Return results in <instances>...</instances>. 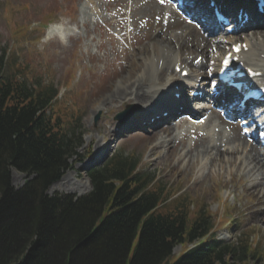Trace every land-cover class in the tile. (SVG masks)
I'll return each instance as SVG.
<instances>
[{"label": "rangeland", "instance_id": "rangeland-1", "mask_svg": "<svg viewBox=\"0 0 264 264\" xmlns=\"http://www.w3.org/2000/svg\"><path fill=\"white\" fill-rule=\"evenodd\" d=\"M87 1L94 3L95 7L87 6ZM174 4L175 0H0V59L4 64V71L16 74L18 66L21 67L20 63L26 61L25 70L19 72H22L29 85L52 84L57 89V98L66 101L69 107H75L79 112L78 129L74 131L75 134H81L79 146L76 147L78 155L71 159L72 168L54 182L47 193L78 196L89 192L91 185L88 170L101 164L104 157L122 146L126 152L141 159L140 169L144 174L156 176L161 184L170 185L171 189L179 190V193L183 192L191 199L196 198V205H206L215 215L226 218L222 226L216 229L215 235L219 239L238 245L241 242H237L239 238L252 240L254 235L256 242L264 245V211H261L264 199L260 202L261 200L251 195L249 183L240 173L234 174L230 171L232 168L226 170L225 164L219 167L215 161L211 164L212 170L208 167L200 176L196 162L187 163L186 159L178 160L177 157V151L184 150L186 144L192 141L184 138L180 141L181 144L175 146L169 141L167 146L157 145L155 134L145 133L138 128L140 114L136 121H133L132 116L122 123L128 129L116 131L122 124L114 116L126 105L137 106L135 112H138L139 105L129 98L123 100L120 97L118 101L105 99L118 83L119 77L126 75V63L135 64L144 56L143 53L150 55L152 46L160 44L158 31L168 37L167 35L178 32V29L188 24L182 17H187L189 13L176 9ZM54 23L73 28L70 36L64 40H59L58 37L50 40L45 38L48 27ZM191 25L195 27L192 43L199 38L207 39L210 34L214 37V29L209 27L210 31L203 33L199 25ZM259 29L264 30V27ZM192 43L189 42L181 49L182 56ZM193 51H204L206 58L211 52V42L208 41L201 50L195 48ZM184 65L181 63V66ZM187 65L190 67L191 62ZM223 103L221 97L214 105L222 106ZM97 115L98 119L95 121ZM212 115L207 120L208 123L199 127V130L205 132L219 129L231 139L241 136L240 117L236 120L227 119L214 111ZM182 125L179 123L177 128ZM173 130L175 131L174 128ZM172 135L169 130L166 138L170 139ZM162 136L165 137L163 134ZM193 136L194 133L189 135L191 138ZM195 144L197 149L202 148L201 142ZM257 148L258 155L261 156L260 149L258 146ZM25 179L24 173L11 171L13 188H20ZM137 239L138 237L134 241L130 257ZM180 249L179 245L175 246L173 254L163 264L174 263L179 257ZM229 263L263 264L261 260L255 261L250 257L243 262L232 258Z\"/></svg>", "mask_w": 264, "mask_h": 264}, {"label": "trees", "instance_id": "trees-1", "mask_svg": "<svg viewBox=\"0 0 264 264\" xmlns=\"http://www.w3.org/2000/svg\"><path fill=\"white\" fill-rule=\"evenodd\" d=\"M26 63L7 73L0 59V264H163L188 243L172 264L264 262L248 239L211 237V212L191 209L187 197L167 201L172 194L136 170L124 148L89 170L87 194L47 193L78 155L79 112L57 100L53 85H28L19 72ZM12 170L26 175L18 189Z\"/></svg>", "mask_w": 264, "mask_h": 264}, {"label": "bare ground", "instance_id": "bare-ground-1", "mask_svg": "<svg viewBox=\"0 0 264 264\" xmlns=\"http://www.w3.org/2000/svg\"><path fill=\"white\" fill-rule=\"evenodd\" d=\"M86 5L89 7H95L94 3L89 1L86 2ZM195 21L197 20L195 19ZM193 27L191 24H185L180 30L178 29V32L167 35L168 37L163 36V33L158 31V41L161 45L159 44L157 47L153 45L154 47L152 46L151 54L146 55L143 53L144 56L140 58V61H136L135 64H132L131 62L126 63V75L119 77L118 83L115 84L114 88L110 91L111 93H109L108 98L110 99L106 98L105 100L118 101L117 99L120 97L123 98V100L129 98L133 100L134 103H139L142 106L139 114L141 118L148 120L154 114L164 111V109L173 108L172 106L174 105V102L177 101L173 96V92H177L175 90L174 84L189 87L191 86V88L194 86L203 85L207 73L206 71L204 72L203 68L206 69L207 67V59L205 58L204 51L202 54L199 52H194L195 50L193 51V49L197 48L201 50V47L206 46L208 41H210L213 45L217 44L218 46L220 44H230L231 42L236 41L237 37L232 36L233 34L227 35V33L223 32L225 29H221V24H216L215 29H220V32L216 37H207V39L199 38L197 42L192 43V37L194 36ZM205 27L206 24L203 23V31H206ZM71 29L73 28L68 26H59L56 33L53 34L50 31L47 36L48 38L52 37L53 35L57 37H64L66 35L70 36V33H72L70 32ZM253 34L254 33H249L247 36H245V38L240 40L241 43H245L247 50H241L239 54L243 56L247 66L257 70H264V30H258V37H253ZM189 42L192 43V46L189 47L185 55L182 56L180 51L182 48H185V45H187ZM172 47L174 48L172 49ZM215 53L216 51H214L210 57ZM223 55V53L219 54L220 59ZM194 61H197L196 65L192 63ZM190 62L191 66L189 67L187 64ZM181 63L185 65L180 68L179 73L184 69H189L190 71L186 77H180L179 73L177 76H174L175 68L181 65ZM164 73L165 76L163 77ZM199 78L202 80H200V83H197V79ZM222 87L219 86L218 90L223 96L225 90ZM236 100L238 99L234 96L230 98L229 101L227 100L228 102L223 104V106L226 107L223 112L226 114L229 113L230 115L231 111L234 110L233 107H235L234 105ZM238 112L243 115L248 114L246 108ZM257 112H262V108L254 111V113ZM215 113L217 114L218 110H215ZM259 118L263 119L264 117L259 116ZM158 119L159 120L154 122H158L159 128L152 132V134H155L157 137V145L167 146L169 139L167 140L166 136L169 130H171L173 133L171 140L173 138H180L181 140L187 138L192 142H188L186 144L187 147L184 150H180L179 152L177 151L178 160L184 158L186 159L187 163L188 161L189 163L196 162L197 172L200 174V176L202 172L208 167L211 169V164L215 163V161H217L219 167H222V165L224 166L225 164V169L227 168L226 170H230V168H232L230 171H232L234 174L240 173V175L246 179L251 189V195L255 196L257 200L264 199V157H259V150L257 148L258 144L255 145L254 139H246V137L243 135L237 136L236 139H231L232 137L227 136L228 134L223 133L219 129L215 128L205 132L200 129L203 132L201 133L199 130L201 124L190 120L189 122L185 123L180 130L174 131L171 125L169 127L162 126L164 120H160V118ZM204 125L202 127H204ZM206 126L208 127V124ZM192 133H194V136L191 138L189 135ZM162 134L165 137H163ZM195 141L197 143L201 142L202 148L197 149L198 147H196L197 144H195ZM179 144L181 143L179 142ZM194 147H196V150ZM262 187L263 189H261ZM260 202H262V200Z\"/></svg>", "mask_w": 264, "mask_h": 264}, {"label": "water", "instance_id": "water-1", "mask_svg": "<svg viewBox=\"0 0 264 264\" xmlns=\"http://www.w3.org/2000/svg\"><path fill=\"white\" fill-rule=\"evenodd\" d=\"M121 114H118L116 118L120 117ZM97 118V117H96Z\"/></svg>", "mask_w": 264, "mask_h": 264}, {"label": "snow or ice", "instance_id": "snow-or-ice-1", "mask_svg": "<svg viewBox=\"0 0 264 264\" xmlns=\"http://www.w3.org/2000/svg\"><path fill=\"white\" fill-rule=\"evenodd\" d=\"M225 63H227V62H225Z\"/></svg>", "mask_w": 264, "mask_h": 264}]
</instances>
